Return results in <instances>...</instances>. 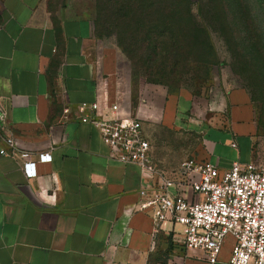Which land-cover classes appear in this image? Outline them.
Masks as SVG:
<instances>
[{"label": "crops", "instance_id": "obj_1", "mask_svg": "<svg viewBox=\"0 0 264 264\" xmlns=\"http://www.w3.org/2000/svg\"><path fill=\"white\" fill-rule=\"evenodd\" d=\"M117 73L113 48L96 36L91 0H0V150L36 164L29 178L21 159L0 154V264H209L201 251L184 249L182 225L154 227L133 211L139 190L155 179L109 159L97 130L79 121L92 103L108 104ZM144 97L131 114L147 134L158 116ZM189 100L167 101L164 123L185 120ZM194 126L199 157L221 172L235 160L264 163L245 88L226 89L219 109ZM39 154L50 161L39 162ZM184 196L193 199L189 189ZM232 242L226 239L215 264H226Z\"/></svg>", "mask_w": 264, "mask_h": 264}, {"label": "rangeland", "instance_id": "obj_2", "mask_svg": "<svg viewBox=\"0 0 264 264\" xmlns=\"http://www.w3.org/2000/svg\"><path fill=\"white\" fill-rule=\"evenodd\" d=\"M91 2L96 36L116 55L126 113L141 95L157 110L147 136L160 170L171 176L185 159H201L194 125L214 114L232 87L251 96L260 123L257 150L264 156V0ZM182 95L190 99L185 120L165 124L166 102Z\"/></svg>", "mask_w": 264, "mask_h": 264}, {"label": "built area", "instance_id": "obj_3", "mask_svg": "<svg viewBox=\"0 0 264 264\" xmlns=\"http://www.w3.org/2000/svg\"><path fill=\"white\" fill-rule=\"evenodd\" d=\"M122 86V76L117 73L108 104L92 103L79 121L97 130L109 159L138 165L155 179L139 190L133 211L148 216L154 227L163 223L182 225L184 249L201 251L209 264L217 262L227 238L233 242L226 264H264V163L235 160L221 172L208 160L189 158L177 169L179 179L167 178L154 164L143 121L126 113ZM68 113L65 108L64 120ZM5 121L6 112L0 103V128ZM5 141L13 146L12 137L7 136ZM0 154L21 159L25 175L36 176V164L30 155L4 149ZM50 159L48 154L38 155L39 162ZM186 189L193 199L184 196Z\"/></svg>", "mask_w": 264, "mask_h": 264}, {"label": "trees", "instance_id": "obj_4", "mask_svg": "<svg viewBox=\"0 0 264 264\" xmlns=\"http://www.w3.org/2000/svg\"><path fill=\"white\" fill-rule=\"evenodd\" d=\"M172 47H174V45Z\"/></svg>", "mask_w": 264, "mask_h": 264}]
</instances>
